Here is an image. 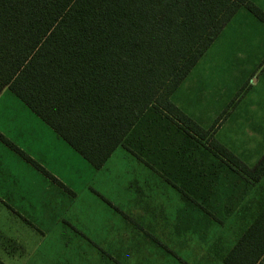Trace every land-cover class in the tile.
I'll return each instance as SVG.
<instances>
[{
	"label": "trees",
	"instance_id": "obj_1",
	"mask_svg": "<svg viewBox=\"0 0 264 264\" xmlns=\"http://www.w3.org/2000/svg\"><path fill=\"white\" fill-rule=\"evenodd\" d=\"M241 7L264 22L253 0H0V94L10 89L96 168L120 145L161 166L203 151L258 181L264 153L248 166L173 99ZM263 255L264 211L223 262Z\"/></svg>",
	"mask_w": 264,
	"mask_h": 264
},
{
	"label": "rangeland",
	"instance_id": "obj_2",
	"mask_svg": "<svg viewBox=\"0 0 264 264\" xmlns=\"http://www.w3.org/2000/svg\"><path fill=\"white\" fill-rule=\"evenodd\" d=\"M257 1L264 11V0ZM240 17L231 28L241 27L223 28L173 99L253 166L264 153V22L256 17L259 27L254 22L243 26ZM8 92L19 103L3 97L0 132L62 185L0 139V264H209L212 256L200 253L201 240L207 239L199 235L202 231H193L192 242H185L170 223L157 229L159 216H153V225L139 222L145 172L130 151L118 147L96 169ZM254 126L261 130L250 132ZM155 192L165 216H174L178 201L172 192L164 186ZM233 223L220 227L215 238L224 255L236 244L239 230ZM171 233L176 237L169 238ZM140 248L143 254H138Z\"/></svg>",
	"mask_w": 264,
	"mask_h": 264
},
{
	"label": "crops",
	"instance_id": "obj_3",
	"mask_svg": "<svg viewBox=\"0 0 264 264\" xmlns=\"http://www.w3.org/2000/svg\"><path fill=\"white\" fill-rule=\"evenodd\" d=\"M254 1L260 4L259 1ZM238 15H241L243 18V26L248 25L250 22H254L253 24L258 27L260 26L258 19L255 17L257 19L255 20L249 10L247 11L246 8L243 9L241 7L227 24L228 30L241 27L236 26L231 28L232 23L237 20ZM241 17L239 21L240 25L242 24ZM179 88L175 91L174 95H177ZM8 91L13 93L10 89L6 88L0 94V104L6 101L3 97L8 95ZM6 97L10 98L13 102L18 101L10 95ZM175 103L179 106L178 100ZM179 107L181 108V106ZM260 130V127L254 126L250 132L256 133ZM120 146L126 148L123 145ZM126 149L130 151L128 148ZM130 152L142 163L141 166L145 172L141 176V181L144 182V185L141 191L139 189L138 195L137 216L139 222H143L142 224L144 222L145 224H149L150 222L153 225L155 224L153 216H159L157 219V229L162 225L170 223L180 233L179 235L181 236L178 237H185V242L186 240H191L192 242L193 231L198 233L202 231L199 235L205 234L207 235V239L201 240L200 245L202 248H200V253L212 256L209 264H224V262L217 263L213 261L216 257L223 261L226 255L220 253L222 250L220 243H214L220 227L227 225L231 219L232 221L234 220L233 224L237 225V229L239 230L238 233H234V236H237V242L255 218L264 211V176L260 180L254 181L243 174L238 168L225 164H216L214 160H208L207 154L203 151H199L192 159H186L184 155L185 151H181L184 156L183 161L177 162L170 160L166 166L159 165V161L155 163L154 154L152 155V162H150L147 156H139L132 151ZM169 157H173V155H169ZM160 186L169 189L172 192V199L178 201V206L172 209L174 216H165L163 209L159 205L155 190ZM151 206L152 209L150 208ZM148 207L151 209L150 212ZM142 216H148V222ZM167 233L169 235V230ZM156 235L157 237H154V243L155 245H159L156 240L161 236L157 233ZM173 237L176 236L174 234L169 236V238ZM141 249L138 254H143ZM261 262L264 264V255L261 258Z\"/></svg>",
	"mask_w": 264,
	"mask_h": 264
}]
</instances>
